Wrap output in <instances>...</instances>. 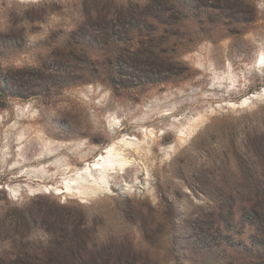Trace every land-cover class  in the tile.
<instances>
[{"label":"rangeland","instance_id":"1","mask_svg":"<svg viewBox=\"0 0 264 264\" xmlns=\"http://www.w3.org/2000/svg\"><path fill=\"white\" fill-rule=\"evenodd\" d=\"M263 55L264 0H0V264H264Z\"/></svg>","mask_w":264,"mask_h":264},{"label":"bare ground","instance_id":"2","mask_svg":"<svg viewBox=\"0 0 264 264\" xmlns=\"http://www.w3.org/2000/svg\"><path fill=\"white\" fill-rule=\"evenodd\" d=\"M261 61L263 62L264 61V55L261 57ZM124 142V141H123ZM127 142V141H126ZM125 142V143H126ZM128 143V142H127ZM130 145V144H129ZM113 147V146H112ZM108 153H109V156H110V153H111V151H112V148H111V146H109L108 147ZM108 156V157H109ZM110 157H112V156H110ZM98 160H95V162L93 163V164H89V166H86L84 169H82L79 173H81V172H86V173H90V171H92V169L95 167H98L99 166V164H100V162H102L101 160L103 159V162H105L104 161V159H106L107 160V162H106V164L105 165H107L108 164V168L107 169H110V171H111V169H115V168H117V167H121V166H124V165H126L125 163H127V161H128V159H127V161H126V159L124 160V159H122L121 160V158H120V160L119 159H114V158H108L107 159V157H105V154L103 153V154H101L100 155V157L99 158H97ZM100 166H101V164H100ZM105 169V168H104ZM113 171V170H112ZM102 177V176H101ZM75 179V178H74ZM75 180H77V179H75ZM68 181V182H67ZM73 179L70 177L68 180H66V188H67V190L69 191V190H75V191H77V192H80V193H83V192H86V189H85V187L84 186H82V185H78V183L77 184H74L73 182ZM80 184V183H79Z\"/></svg>","mask_w":264,"mask_h":264},{"label":"trees","instance_id":"3","mask_svg":"<svg viewBox=\"0 0 264 264\" xmlns=\"http://www.w3.org/2000/svg\"><path fill=\"white\" fill-rule=\"evenodd\" d=\"M149 15V14H148ZM200 39H196V40H194V39H188V45L186 46V49L187 50H189V49H191L193 46H195L196 44H197V42L199 41ZM149 53V55H148V57L151 59V60H156L157 59V55L156 56H154V54H152L151 52H148ZM156 57V58H155ZM149 73H152V72H149ZM146 77H148V76H146ZM254 153V155H256L257 156V154H255V153H257L256 151H254L253 152Z\"/></svg>","mask_w":264,"mask_h":264}]
</instances>
